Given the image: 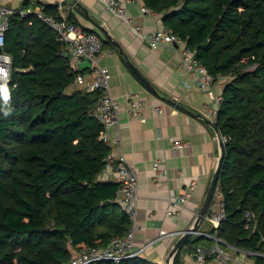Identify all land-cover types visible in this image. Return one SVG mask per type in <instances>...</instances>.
<instances>
[{
	"label": "trees",
	"instance_id": "obj_1",
	"mask_svg": "<svg viewBox=\"0 0 264 264\" xmlns=\"http://www.w3.org/2000/svg\"><path fill=\"white\" fill-rule=\"evenodd\" d=\"M34 1L56 12L55 4ZM140 1L161 14L213 79L225 78L214 124L229 137L217 183L226 218L211 230L264 264L256 254L264 253V0ZM4 49L13 69L7 103L0 95V264H66L130 226L114 201L118 183L99 179L110 153L91 113L99 92H66L89 68H71L66 43L33 11L10 18ZM246 212L253 215L248 227ZM200 237L185 245L194 250ZM179 253L173 264H182ZM119 264L152 263L136 255Z\"/></svg>",
	"mask_w": 264,
	"mask_h": 264
},
{
	"label": "crops",
	"instance_id": "obj_2",
	"mask_svg": "<svg viewBox=\"0 0 264 264\" xmlns=\"http://www.w3.org/2000/svg\"><path fill=\"white\" fill-rule=\"evenodd\" d=\"M57 1L40 0L49 4ZM69 1L74 3L70 14L78 23L94 32L102 33L99 29L102 27L119 44L118 48L107 41L100 60L109 69L110 92L119 111L118 124L108 129V144L111 154H123L137 172V228L133 238V246L139 250L137 255L152 264H164L175 240L192 224L217 164V134L197 114L215 122L213 115L203 112L214 106L213 96L222 93L225 78H214L210 86L201 89L197 78L181 66L176 44L163 42L151 48L150 33L164 26L161 14L141 12L144 4L140 0L124 3L129 22L110 14L98 0ZM0 4L33 12L39 5L34 0H0ZM100 37L105 39L104 35ZM110 49L113 52L106 53ZM129 63L150 82L156 93L139 80ZM87 70L83 75L85 85L92 79V72ZM85 85L74 82L66 92L83 90ZM70 86L73 88L67 91ZM135 97L143 103L138 113L132 115L130 99ZM157 106L162 110L160 113L155 110ZM169 137L185 140L187 145L175 151ZM156 160H160L166 170L163 176H155L153 163ZM99 179L117 182L115 166L104 169ZM192 179L196 180V185L183 209L176 216H167L169 198L183 193ZM211 228L213 226L204 219L198 234L191 237L202 236L194 246H211L213 240L206 236V233H216ZM223 245L232 256L254 262L253 253L224 241ZM193 251L187 245L180 249L182 264H199ZM204 264L217 263L207 258Z\"/></svg>",
	"mask_w": 264,
	"mask_h": 264
},
{
	"label": "built area",
	"instance_id": "obj_3",
	"mask_svg": "<svg viewBox=\"0 0 264 264\" xmlns=\"http://www.w3.org/2000/svg\"><path fill=\"white\" fill-rule=\"evenodd\" d=\"M103 8L113 16L120 18L126 22L130 21L127 15V8L125 2H132L134 0H98ZM56 12L54 14H47L43 11V5L39 4L34 11L36 16L46 23L55 32V38L59 42L66 43V51L64 56L68 58L71 68H76L77 63L83 61L86 57L91 61L89 70L92 72V79L90 84L85 85V79L82 74H77L75 82L85 85L84 88L88 91L97 90L99 95L96 102L91 109L92 115L102 124L104 128V140L108 142V129L116 126L119 121L118 105L115 97L110 92V72L109 69L102 65L101 53L103 51V41L95 33H88L81 29L80 26L73 23L69 19L70 12L74 3L69 0H58L56 2ZM29 11L21 8H13L7 5L0 4V69H3L6 75L0 76V84H12V57L4 49V35L9 27L10 18L14 14L25 16ZM141 12L152 13L153 11L142 5ZM163 42H170L176 44L178 48V55L181 66L188 71L192 76L197 78V86L201 89L210 86L213 77L208 73L206 67L195 57V53L186 46L185 41L179 38L170 28L162 27L154 29L149 36V44L151 48H157ZM110 49L106 53H112ZM223 100L221 93L213 96L214 106L207 107L203 114L213 115L217 114L220 104ZM143 101L139 98L130 99V110L132 115L138 113V109L142 106ZM156 112L160 113L162 110L159 106L155 107ZM209 119V117H208ZM211 120V119H210ZM173 146V150L178 151L187 145V141L182 139L168 138ZM228 136H222V143L228 141ZM105 169L115 166L117 175L118 189L114 201L119 205L121 210L128 216L130 226L127 233L122 236H116L111 239L109 244L105 247H90L83 248L77 251L66 264H92L97 261L110 260L114 264L126 258H131L139 253L133 246V238L137 228L136 225V202H137V188L138 176L135 168L128 164L123 154L113 155L109 153L106 158ZM153 171L155 176H163L166 173L165 168L161 166V161L156 160L153 163ZM196 180L192 179L187 184V188L183 193L173 195L169 198V207L166 210V215L169 217L176 216L178 212L183 209L184 204L189 199L193 189L195 188ZM247 218L246 227L253 219V215L249 212L245 213ZM226 212L224 208V201L220 189L217 187L213 194V199L205 215L207 220L214 229H217L221 222L225 220ZM256 227V222L252 224ZM213 242L211 246L202 247L196 246L193 254L199 264H204L207 258H213L217 264H255L248 258H237L229 253L226 246L223 245L216 233H206ZM253 253V252H250ZM254 254V253H253ZM256 254L264 256V253L256 252Z\"/></svg>",
	"mask_w": 264,
	"mask_h": 264
},
{
	"label": "water",
	"instance_id": "obj_4",
	"mask_svg": "<svg viewBox=\"0 0 264 264\" xmlns=\"http://www.w3.org/2000/svg\"><path fill=\"white\" fill-rule=\"evenodd\" d=\"M99 29L101 30L102 34L105 36V39L107 41H109L111 44H113L119 48V44L115 40H113V38L110 35H108V33L102 27H99ZM90 65H91V61L88 58L84 57L83 61L77 63L76 66H77V68L82 69V68H90ZM129 66L133 70L134 74L139 78V80L141 82H143L150 90H152L153 92L156 93L155 88L137 70V68L135 66H133L131 63H129ZM177 106L182 108L179 104H177ZM197 115H198V117L202 118L207 124H209L210 126H212L214 128V130L217 134L218 143H219V156H218L216 167H215V169L212 173V176L210 178V181L208 183L207 190H206V193L204 195L203 201H202V203L198 209V212H197L192 224L189 227H187L185 230H183L182 233L175 240L172 247L170 248V250L167 253L164 264H173V259H174L175 255L185 245L186 240L191 238L193 235L198 234V227L201 224V222L205 219V215L208 211V208H209L211 201H212V198H213L214 191L217 187L218 178L220 175L221 166H222L223 159H224V150H223V143L221 140V134L216 129L214 122L208 118L203 117L200 114H197Z\"/></svg>",
	"mask_w": 264,
	"mask_h": 264
},
{
	"label": "clouds",
	"instance_id": "obj_5",
	"mask_svg": "<svg viewBox=\"0 0 264 264\" xmlns=\"http://www.w3.org/2000/svg\"><path fill=\"white\" fill-rule=\"evenodd\" d=\"M4 75H6V73L4 72L3 69H0V76H4ZM0 95H2L4 102L7 103L9 99V91L6 87V84H0ZM4 114L8 115L9 113L5 111Z\"/></svg>",
	"mask_w": 264,
	"mask_h": 264
},
{
	"label": "rangeland",
	"instance_id": "obj_6",
	"mask_svg": "<svg viewBox=\"0 0 264 264\" xmlns=\"http://www.w3.org/2000/svg\"><path fill=\"white\" fill-rule=\"evenodd\" d=\"M95 33L99 34L100 36H103V34H102V33H100L99 31H98V32H96V31H95ZM100 36H99V37H100ZM70 88H73V86H70V87L67 89V91H69V90H70ZM200 241H202V240H200Z\"/></svg>",
	"mask_w": 264,
	"mask_h": 264
},
{
	"label": "bare ground",
	"instance_id": "obj_7",
	"mask_svg": "<svg viewBox=\"0 0 264 264\" xmlns=\"http://www.w3.org/2000/svg\"><path fill=\"white\" fill-rule=\"evenodd\" d=\"M213 81H214V80H213ZM217 187H218V185H217ZM217 187H216V188H217ZM212 199H213V198H212ZM181 233H182V232H181ZM181 233H180V234H181Z\"/></svg>",
	"mask_w": 264,
	"mask_h": 264
}]
</instances>
